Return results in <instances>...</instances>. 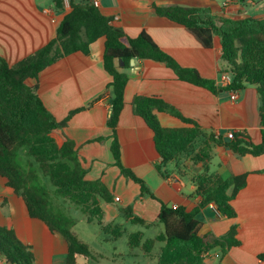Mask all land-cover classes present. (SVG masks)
<instances>
[{"label":"crops","instance_id":"obj_1","mask_svg":"<svg viewBox=\"0 0 264 264\" xmlns=\"http://www.w3.org/2000/svg\"><path fill=\"white\" fill-rule=\"evenodd\" d=\"M65 1V9L61 10L56 7V0H0V55L15 66L49 44L71 12ZM174 6L206 7L217 17L234 20L264 19V0H101L100 11L112 17L113 25L122 28L129 37L136 38L147 32L182 67L196 69L202 77L219 85L220 90L215 94L179 79L166 64L149 59L139 60L127 70L130 80L117 128L122 163L146 182L154 197L143 195L141 186L123 175L115 164L113 131L109 127L112 114L109 85L113 77L104 66V37L91 44L89 54L72 53L42 71L38 80L27 81L30 86H39L40 98L58 121L72 114L67 127L60 132L74 142L83 167L88 170L86 179L100 180L110 192L111 202L101 205L103 225L118 226L122 231L121 237L114 238L98 222H93L101 228V242L111 248L93 251L89 246L91 256L78 255L77 264H99L117 251L121 241H126L131 251L140 249L144 259L158 264L163 245L148 256L141 248L132 249L129 237L140 232L148 240L164 233L165 228L154 237L147 235L154 227H160L162 204L196 212L203 222L201 234L212 238H223L237 226L236 239L240 245L231 247L225 255L220 248L205 253L207 264H264V154L241 157L229 149H213V157L217 151L228 176L227 166L234 175L247 176L245 187L232 202L237 217L229 219L211 205L200 208L202 198L196 193L192 175L180 173L178 162L162 164L154 131L134 112L136 96L156 97L185 118L196 121L206 133H213L224 141H229L233 132H244L254 144L262 143L257 86H246L239 90L237 100H231V92L219 84L221 72H227L220 38H215L213 48H205L183 25L160 15L156 9ZM157 116L164 127H190L168 112H157ZM126 208L145 224L128 218L123 212ZM0 226L14 230L24 244L33 248L35 264H66L67 241L43 221L31 218L23 198L1 176ZM3 261L5 258L0 256V262Z\"/></svg>","mask_w":264,"mask_h":264},{"label":"trees","instance_id":"obj_2","mask_svg":"<svg viewBox=\"0 0 264 264\" xmlns=\"http://www.w3.org/2000/svg\"><path fill=\"white\" fill-rule=\"evenodd\" d=\"M71 12L58 28L57 37L49 44L23 59L15 66L0 55V176L15 194L22 197L31 218L43 221L53 233L61 234L67 241L69 252L66 264H77V256H91L89 245L73 231L74 220L64 207L54 202L55 195L70 201L86 214L89 222H98L107 234L122 236L120 227L103 225V202L112 197L100 181H88V170L83 167L74 142L65 139L60 132L68 125L72 114L58 121L46 108L39 96V86H30L29 79L38 80L42 71L62 58L75 53L89 54L91 44L105 38L104 66L113 77L109 85L112 92V114L109 127L113 131L112 152L115 164L127 178L141 186L143 195L152 197L146 182L122 163L121 144L117 136L122 111L125 107V91L130 80L128 69L133 59L154 60L166 64L179 79L204 87L217 94L219 85L206 79L193 68L182 67L171 55L162 50L145 31L138 37H129L125 31L113 25V18L104 15L89 0H67ZM65 0H56L58 9H65ZM160 15L183 25L205 48H213L219 37L222 60L226 71L233 75L227 90H243L255 85L260 96L262 143L256 145L244 132H233L229 141L213 133H206L194 120L182 116L173 106L156 97L136 96L134 112L142 117L155 133V141L162 164L178 160L199 140L203 148L195 154V163L201 174L193 176L196 193L202 198L200 208L216 206L220 215L237 217L232 204L246 185V175L236 176L228 168L229 176L211 173L213 153L216 147L231 150L237 156H261L264 154V19L247 17L234 20L217 17L206 7H157ZM168 112L190 127H164L157 112ZM103 141V139H101ZM160 170V168H158ZM184 174V173H182ZM50 182V184H49ZM134 223L145 224L123 210ZM159 221L164 233L144 240L142 233L129 237L132 249L141 248L146 255L161 247L158 264H207L204 254L220 248L225 255L231 247L240 245L236 239L237 226H233L223 238L202 235L203 222L196 212L184 207L162 204ZM0 256L5 264H35L33 248L24 244L14 230L0 226ZM264 258V255L262 256Z\"/></svg>","mask_w":264,"mask_h":264},{"label":"rangeland","instance_id":"obj_3","mask_svg":"<svg viewBox=\"0 0 264 264\" xmlns=\"http://www.w3.org/2000/svg\"><path fill=\"white\" fill-rule=\"evenodd\" d=\"M202 139H199L190 149L189 152L184 154L178 160V171L180 173H187L192 175L201 174L199 172L200 165L195 163V154L198 150L203 148ZM213 150H211V154ZM218 172L223 177H227L228 174L224 167L221 166L220 157L217 155V151L214 152V157L211 166V173ZM50 184V182H49ZM50 189L54 195V202L58 206L64 207L67 215H69L74 220L73 231L77 232L80 239L85 241L93 251H101L103 249H109V245L103 244L101 242L102 231L98 224L89 222L88 218L90 213L86 214L82 209L73 205L70 201H63L55 195V188L50 184ZM160 227H154L150 232H148L149 237H154L155 235L164 231V225L160 223ZM126 241H121L117 244V251L112 252L106 260H101L99 264H156L155 262L144 259L143 253L140 249L131 251ZM158 249V248H157ZM112 251V250H111ZM157 251V250H155ZM116 254V255H113ZM0 264H5L0 262Z\"/></svg>","mask_w":264,"mask_h":264},{"label":"built area","instance_id":"obj_4","mask_svg":"<svg viewBox=\"0 0 264 264\" xmlns=\"http://www.w3.org/2000/svg\"><path fill=\"white\" fill-rule=\"evenodd\" d=\"M89 2L94 5L95 7L99 8L101 6V0H89ZM233 82V75L229 72H221L220 74V87L222 88H229L230 85ZM231 92V100H237L238 96H239V90H230ZM232 136V134H231ZM230 136V137H231ZM119 200V199H117ZM212 208H215L216 206L214 204H211ZM176 208V207H174ZM204 256H207V254H205Z\"/></svg>","mask_w":264,"mask_h":264},{"label":"water","instance_id":"obj_5","mask_svg":"<svg viewBox=\"0 0 264 264\" xmlns=\"http://www.w3.org/2000/svg\"><path fill=\"white\" fill-rule=\"evenodd\" d=\"M138 62H139V59H133L131 64H132V66H136L138 64Z\"/></svg>","mask_w":264,"mask_h":264}]
</instances>
